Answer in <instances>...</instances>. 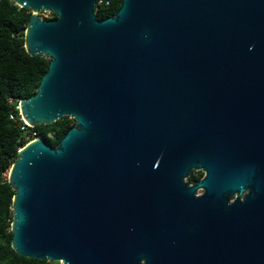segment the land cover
<instances>
[{"label": "water", "instance_id": "95a60500", "mask_svg": "<svg viewBox=\"0 0 264 264\" xmlns=\"http://www.w3.org/2000/svg\"><path fill=\"white\" fill-rule=\"evenodd\" d=\"M12 1L31 12L25 51L47 61L20 116L75 121L54 148L19 149L7 173L12 250L264 264V0H121L102 20L105 0Z\"/></svg>", "mask_w": 264, "mask_h": 264}, {"label": "trees", "instance_id": "16d2710c", "mask_svg": "<svg viewBox=\"0 0 264 264\" xmlns=\"http://www.w3.org/2000/svg\"><path fill=\"white\" fill-rule=\"evenodd\" d=\"M120 1L105 0L96 4V18L102 20L115 14ZM30 13L12 0H0V264H59L18 256L10 245L14 191L6 174L19 149L26 145L25 138L33 134L54 148L75 123L64 117L51 125L30 128L20 120L18 101L36 92L47 70L45 58L31 57L24 48V32ZM48 14L50 17L43 19L56 18L53 13Z\"/></svg>", "mask_w": 264, "mask_h": 264}, {"label": "flooded vegetation", "instance_id": "af4514ba", "mask_svg": "<svg viewBox=\"0 0 264 264\" xmlns=\"http://www.w3.org/2000/svg\"><path fill=\"white\" fill-rule=\"evenodd\" d=\"M204 176H205V173L201 169L193 170L190 173L187 182L190 183V184L195 183V182L203 179ZM202 193H203V190L201 188H199L196 191V196H200Z\"/></svg>", "mask_w": 264, "mask_h": 264}, {"label": "built area", "instance_id": "2783aa9c", "mask_svg": "<svg viewBox=\"0 0 264 264\" xmlns=\"http://www.w3.org/2000/svg\"><path fill=\"white\" fill-rule=\"evenodd\" d=\"M17 108H18V107H17ZM19 115H20V114H19ZM20 120L22 121V123H23L24 126L29 127V126L24 122V120L22 119L21 116H20ZM21 129L24 130L25 127L22 126ZM35 139H37V138H36V136H35L34 134L31 135V136H27V137L25 138L26 144L29 143V142H31V141H33V140H35Z\"/></svg>", "mask_w": 264, "mask_h": 264}, {"label": "rangeland", "instance_id": "374dc122", "mask_svg": "<svg viewBox=\"0 0 264 264\" xmlns=\"http://www.w3.org/2000/svg\"><path fill=\"white\" fill-rule=\"evenodd\" d=\"M39 16L41 17V18H47V17H50V15L48 14V13H42V12H39ZM6 176H7V174H6ZM60 264V263H59Z\"/></svg>", "mask_w": 264, "mask_h": 264}]
</instances>
